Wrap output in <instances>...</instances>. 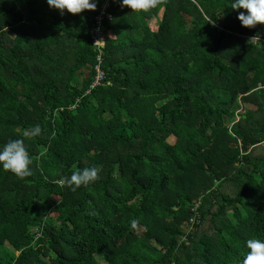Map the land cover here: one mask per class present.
I'll return each mask as SVG.
<instances>
[{
    "label": "trees",
    "instance_id": "1",
    "mask_svg": "<svg viewBox=\"0 0 264 264\" xmlns=\"http://www.w3.org/2000/svg\"><path fill=\"white\" fill-rule=\"evenodd\" d=\"M104 1L0 0V146L31 158L0 168V264H240L264 240V23L231 0H110L90 88Z\"/></svg>",
    "mask_w": 264,
    "mask_h": 264
},
{
    "label": "clouds",
    "instance_id": "2",
    "mask_svg": "<svg viewBox=\"0 0 264 264\" xmlns=\"http://www.w3.org/2000/svg\"><path fill=\"white\" fill-rule=\"evenodd\" d=\"M47 4L61 11L67 10L70 13H81L82 10L95 9L96 0H46ZM121 5L128 6L131 10L148 11L155 8L160 0H120ZM232 9H244L237 13V18L243 26H254L258 22L264 23V0H231ZM207 21L213 22L210 19ZM254 39L258 40L257 37ZM39 125L31 129V135L40 133ZM31 158L26 151L23 140L12 139L0 146V168L8 170L18 177H25L31 174ZM96 167L77 169L71 173L67 180L69 185L79 187L97 178ZM64 181H62L63 183ZM248 251L244 254L240 264H264V240L249 238L245 242Z\"/></svg>",
    "mask_w": 264,
    "mask_h": 264
},
{
    "label": "built area",
    "instance_id": "3",
    "mask_svg": "<svg viewBox=\"0 0 264 264\" xmlns=\"http://www.w3.org/2000/svg\"><path fill=\"white\" fill-rule=\"evenodd\" d=\"M111 1L105 0L99 7L97 13L93 16L90 27L89 37L91 44L96 52L94 64V77L90 84V88L100 84L105 77L102 68L103 52L106 46V34L104 30L105 21L112 19V12L110 10Z\"/></svg>",
    "mask_w": 264,
    "mask_h": 264
},
{
    "label": "rangeland",
    "instance_id": "4",
    "mask_svg": "<svg viewBox=\"0 0 264 264\" xmlns=\"http://www.w3.org/2000/svg\"><path fill=\"white\" fill-rule=\"evenodd\" d=\"M256 152L260 155L262 152H263V146H262V144H259L257 147H256ZM206 223V222H205ZM203 224V226H202V228L203 229H205L206 228V224ZM100 261H101V259L100 258H98Z\"/></svg>",
    "mask_w": 264,
    "mask_h": 264
}]
</instances>
